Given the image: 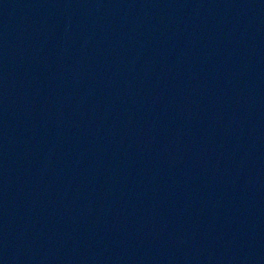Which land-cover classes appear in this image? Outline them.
I'll return each mask as SVG.
<instances>
[{
  "label": "water",
  "instance_id": "obj_1",
  "mask_svg": "<svg viewBox=\"0 0 264 264\" xmlns=\"http://www.w3.org/2000/svg\"><path fill=\"white\" fill-rule=\"evenodd\" d=\"M262 106L264 0H0V264Z\"/></svg>",
  "mask_w": 264,
  "mask_h": 264
}]
</instances>
